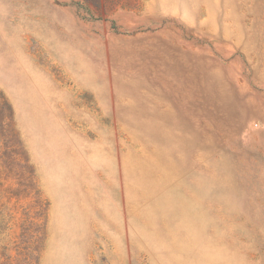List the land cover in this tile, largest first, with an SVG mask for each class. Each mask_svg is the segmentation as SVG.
Masks as SVG:
<instances>
[{
	"label": "rangeland",
	"instance_id": "374dc122",
	"mask_svg": "<svg viewBox=\"0 0 264 264\" xmlns=\"http://www.w3.org/2000/svg\"><path fill=\"white\" fill-rule=\"evenodd\" d=\"M0 264H264V0H0Z\"/></svg>",
	"mask_w": 264,
	"mask_h": 264
}]
</instances>
